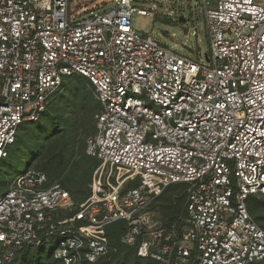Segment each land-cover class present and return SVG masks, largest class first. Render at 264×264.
Instances as JSON below:
<instances>
[{"label":"built area","instance_id":"built-area-1","mask_svg":"<svg viewBox=\"0 0 264 264\" xmlns=\"http://www.w3.org/2000/svg\"><path fill=\"white\" fill-rule=\"evenodd\" d=\"M134 0H0V161L64 80L86 78L100 104L85 152L90 194L27 168L0 193V264L54 239L64 264L112 256L106 228L162 264L264 263L246 208L264 194V0H201L206 62L131 27ZM183 185L173 206L159 204Z\"/></svg>","mask_w":264,"mask_h":264},{"label":"trees","instance_id":"trees-1","mask_svg":"<svg viewBox=\"0 0 264 264\" xmlns=\"http://www.w3.org/2000/svg\"><path fill=\"white\" fill-rule=\"evenodd\" d=\"M68 78H70V83H68L66 89L63 86L61 92L48 103L46 109L42 112L40 118L43 119V125L37 126L35 130L30 126L31 132H34L37 137L33 143L35 149L30 160L34 166L33 169L46 174L47 185L58 182L69 192L73 201V208L67 215H72L78 209L79 204L89 196L91 176L99 163L97 158L89 156L85 152V137L94 133L95 123L90 127V130H86L84 129V122L88 110L92 112L97 108L99 110L100 104L98 101L93 100L91 93L89 95L87 91L79 99L73 100L70 107H67L70 108L69 110L74 116L66 119L65 110L61 107L65 104L68 95L77 93L83 86L82 83L80 84V78L72 76ZM85 83L90 86L89 89L92 91L91 83L87 79ZM47 127L46 134L38 140L40 134ZM81 127L83 128L80 129ZM24 139L20 138L17 133L14 141L15 146H20ZM183 188V185L169 186L160 196L159 204L173 206L175 199L172 196L181 193ZM259 196L264 197V194ZM246 208L254 222L264 230V198L249 195L246 199ZM126 228L124 221L115 222L106 228L109 244L115 247L117 251L110 257L100 258L94 264H162L151 258L138 256L135 246L121 243L120 240ZM4 264L64 263L53 256L52 248L47 250L45 245L39 247L27 245ZM261 264L264 263L261 262Z\"/></svg>","mask_w":264,"mask_h":264},{"label":"rangeland","instance_id":"rangeland-1","mask_svg":"<svg viewBox=\"0 0 264 264\" xmlns=\"http://www.w3.org/2000/svg\"><path fill=\"white\" fill-rule=\"evenodd\" d=\"M133 4L136 7L147 10L149 13L141 15L134 12L130 18L132 29L142 34L151 35L161 44L169 47L175 52L186 55L193 60L206 62V55L209 54V43L201 0H134ZM72 77L80 78V84L82 83L83 86L77 93L68 95L65 104L61 107L65 110L63 111L66 119H70L74 116V114H71L70 108L67 107H70L73 100L79 99L81 95L85 94L87 91L89 95L91 93L93 100L97 101L93 87L91 91L89 89L90 86L85 83L86 78L79 75H73ZM69 79L70 78H66L64 80L63 86L65 89L68 83H70ZM97 110L98 108L93 112L88 110V113L85 115L86 120L84 122V129L90 130V127L95 123V113ZM52 112L54 113L55 111ZM43 123L41 117L38 121L25 122L20 125L17 133L20 135V138H25L22 141L23 143L20 146H15L14 143L9 146L7 156L0 161V193L6 191L9 183H11L19 173L27 168L34 167L30 159L35 149V144L33 143L37 137L34 132H31L30 126L35 130L37 126L43 125ZM82 128L83 127L80 129ZM47 131L48 127L40 134L38 140H40ZM90 135L85 137V143ZM180 194L181 193L174 194L172 197L175 199ZM257 197L264 198L259 195H257ZM54 243V239L49 240L45 244L46 249H51Z\"/></svg>","mask_w":264,"mask_h":264}]
</instances>
